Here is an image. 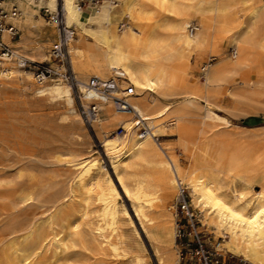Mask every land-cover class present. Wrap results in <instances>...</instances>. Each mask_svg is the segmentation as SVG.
I'll use <instances>...</instances> for the list:
<instances>
[{
	"label": "bare ground",
	"instance_id": "obj_1",
	"mask_svg": "<svg viewBox=\"0 0 264 264\" xmlns=\"http://www.w3.org/2000/svg\"><path fill=\"white\" fill-rule=\"evenodd\" d=\"M16 2L22 12L14 22L23 33L18 40L7 33L2 39L19 55L52 62L57 68L47 47L59 31L42 16L43 8L56 12L60 7L67 27L78 35L69 40L71 69L83 102L96 100L101 110L91 127L101 139L116 180L109 167L90 154L91 148L89 155L57 151L50 156L53 165L71 171L65 190H60L58 181L49 183L31 173L28 186L13 194V170L24 176V169L13 165V155L20 162L23 155L33 158L27 138L20 137L22 121L17 114L27 104L22 91L30 89L39 99L64 101L74 115V142L80 143L89 133L75 111L74 86L49 79L39 83L32 72L9 62L0 72V264H38L49 248L58 255L65 253L71 237L89 224L93 200L99 205L92 231L103 238L111 256H129L123 229L126 216L139 238L140 234L120 201L124 197L131 201L158 263L177 264L176 219L167 203L177 198L181 184L213 235L209 242L217 251L264 264V135L234 124L217 112L214 102L221 87L242 103L264 86V0H102L85 6L79 0ZM192 24L197 26L193 33ZM224 41L233 47L232 56L214 63L216 57H211L200 69L201 79H195L193 57L204 58L207 52L217 55ZM255 63L262 68L252 78ZM115 73L123 76L122 88L136 87L129 101L151 128L150 136L141 141L133 114L87 86L93 76L109 78ZM201 99L206 101L204 108L199 106ZM198 120L200 127L194 125ZM209 125L222 126L229 133L221 136ZM119 126L127 129L125 136L113 135ZM156 136L174 137L175 142L163 145ZM181 155L187 159L186 166ZM258 186L260 191H255ZM17 207L27 213L13 220ZM134 257L137 264L147 263L139 254ZM61 260L58 256L56 263Z\"/></svg>",
	"mask_w": 264,
	"mask_h": 264
},
{
	"label": "rangeland",
	"instance_id": "obj_2",
	"mask_svg": "<svg viewBox=\"0 0 264 264\" xmlns=\"http://www.w3.org/2000/svg\"><path fill=\"white\" fill-rule=\"evenodd\" d=\"M84 2L85 3L82 4L83 6H85L86 4H90L91 2L102 3V0H92L91 2H90V0H84ZM59 12H60V7H59ZM41 14L45 18V20L48 22V17L46 16L47 13L44 12V8L42 9ZM38 18L39 17L36 16V19H38ZM194 21L197 25L198 24L200 25L199 18L194 19ZM51 24H53V23H51ZM53 25H55V24H53ZM55 29L58 30V27L56 25H55ZM22 33H23V31H22ZM76 36H78V35L76 34ZM57 38H58V34H56L53 37V40H51V42L49 43V45L47 47V53L48 54H50V50H51L53 44L56 42ZM14 48H16V47H14ZM221 48L222 49L219 52L220 54L217 53V55H214V56H212L209 52H207L204 55V58L199 57L198 55H195L193 57L194 70L192 72V75L195 79H201L200 69L202 66L205 65L206 61L208 62V60L211 57H216V59L211 61L212 63H214V62H217L218 60H220L222 57H225V56L231 57L232 56L233 47H231L228 44V41L222 42ZM16 50H17V48H16ZM43 63L45 65L50 66L51 68H54L52 66L53 65L52 62H51V64L49 62H43ZM53 63H56V62L53 61ZM68 66H69V69L71 71L72 69H71L69 57H68ZM260 68H262V67H260L256 63L253 64V70L251 71V77L252 78L257 77V74H258ZM23 70L28 71V72L30 71V70H27L24 68H23ZM30 72H32V71H30ZM20 85L26 87V83H24V84L21 83ZM74 88H75L74 99L76 100V102L74 104L75 105V111H77V113L79 114L81 119H83L82 114H81V102L79 99L80 93L78 92V87H74ZM22 92L24 94L23 93L21 94V92H19V91L14 92V93H16V95L21 94V95H23V97L25 96L24 98L27 100L26 106L24 107V109L22 108L23 110L22 109L19 110L17 116L22 121V124L19 125V128L21 129V133L22 132L24 133L26 131V133H28V134L25 135V133H24V135H25V137H24L23 133L22 134L20 133L21 134L20 137L22 136L21 138L23 140H26V138H27L28 141L26 140V146L28 147L29 151H31L30 153L33 156V158L31 159L29 156L23 155V156H21L23 161L20 162V159L18 158V156H15V154L13 155V158H14L13 163L16 162L13 165L21 167L24 169V176L22 178L18 177V174H17L18 172L15 170H13V174L10 176V178L13 179V194H15V192H19L20 190H22L23 188H26L28 186V182H27L28 181V175H30L31 173L34 174L36 177H38V179H41V180L49 182V183L50 182L54 183L53 181H55V182L58 181L60 183L59 188H61V187L64 188V189L61 188L60 190H62V191L65 190V187L67 185V182H68L70 174H71L70 173L71 171L67 170L66 168H61V167H60L61 168L60 169L58 166L53 165V163L51 162L50 156L57 151L69 150V151H75L77 153L86 152V154L89 155L88 150L90 151V148H91L92 152L90 154L98 156L99 159L101 160V163L103 165H105V167H107V168L109 167L108 168L109 171L111 172V174H113V177L116 180V177H115L114 173L112 172L110 159L105 154V152L102 148L101 139L96 136L93 128L84 122V119L82 120L83 125L86 124L85 127L88 129L89 132L87 131V133H89V134H87L88 137L85 135L83 136V138H82V139H84V140H82L83 142L80 140V143H76V142H74V133H75L74 132L75 128L73 127L74 126V123H73V116L74 115H73L72 110L69 108V106L64 101L52 100V99L47 98V97H40V99H39V96H37L30 89L22 91ZM32 97H34V98H32ZM229 97L230 96H228L226 94V90L224 87H221L218 89L217 94H215V96H214V102L218 105L217 112H220V114H222V115L224 114L234 124L240 125L241 127H246L247 129H245V131H248L249 133H251V132L254 134L260 133V134L264 135V86L261 88V90H259V92L253 98H248L245 101H242V103L241 102L240 103L235 102L234 99H232L231 97L229 98ZM161 101L164 103L177 102L176 99H162ZM198 103H199V106L202 108H204L206 106V101L204 99L199 100ZM29 109H31V110H29ZM35 109L36 110L38 109V111H36ZM25 110H26V112H25ZM222 110H224V111H222ZM24 112H25V114H24ZM66 121H68V122H66ZM70 124H72V125H70ZM194 125L196 127H200L202 124H201L200 120H198V121L194 122ZM209 127H214L216 129L217 133L221 136H226L229 133V131L226 130L222 126L216 127L213 125H209ZM73 129H74V131H73ZM30 137H31V141H30ZM87 138L89 139V142H88ZM158 142L163 143V145H165L166 143H174L175 139H174V137H170V136H159ZM37 143L40 145H38ZM83 143H85V144L83 145ZM181 163L183 164V166H186L188 164L186 157L183 155H181ZM15 164H18V165H15ZM25 164H27L28 166L34 165V167L30 166L29 168H27L28 166ZM65 169H66V171H65ZM51 170H52V172H50ZM53 171L56 173H53ZM67 171L69 172V174ZM43 173H44V175H43ZM57 173H58V177H56ZM65 173H67V174H65ZM64 174H65V176H63ZM16 181H17V183H16ZM18 182H20V183H18ZM64 182H65V184H64ZM260 189H261L260 186H258L255 188V191H260ZM176 199H173L167 203L169 206H171V208L169 206L168 207L170 208V211L174 215H175V213H174L173 207L176 205ZM120 201L124 202L126 204L128 210H129V212H131L130 214L133 217V220L135 219L134 220L135 225H137V229L139 228V234H140V238H139V236L135 233V231L132 229L131 225L129 224V219L126 216V219H125L126 221L124 222L123 229L125 230L126 238H127L126 239V248H125L126 254L125 255H129V256L123 255V256L119 257V256L112 255V256H114L112 258V256H111L112 253L106 248L105 243L102 242L103 238L97 237V233L92 231V229H94L96 224L98 223L97 222L98 217H97L96 213H97L98 205H99V203L97 201L93 200V203L91 206L92 212H91L89 224H87V225L85 224V226L83 227L82 232L80 234H76V235H73V237H71L73 242L71 241L72 244H69V248L65 251V253L63 252L64 254L62 253L61 255H58V253H56V251H54V248H49V249L44 251L47 254H45L43 252L45 255L43 254V255L39 256L38 264H40V263L45 264V262H46V264H137L135 262L136 261V259H135L136 256L134 257L135 254L136 255L139 254L141 257L143 256L145 263L147 261L146 264H148V263L149 264H159L158 259L155 255L152 243H151L150 239L148 238V236L146 235V233H144V231L142 230V228L140 226V222H139L138 218L135 216L134 210L132 208V204H130L131 201L127 197H124L123 200H120ZM167 204H166V207H167ZM28 212H31V210H28ZM14 213H13V220L17 219L20 215H24L25 213H27V210L26 209L21 210L17 207L14 209ZM195 213H196L197 218L200 222L199 223L200 229H202L204 231L205 229H207V227L204 226L203 222L200 221L201 218H200V213L198 212V210L195 209ZM175 222H176V220H175ZM212 236L213 235L211 234L209 236V238L211 239ZM91 241H93V242H91ZM90 242H91V244H90ZM73 243H75V244H73ZM176 243L178 246V251L180 253V250L182 248L181 242H180V240H176ZM142 245H144L145 248ZM50 249H51L52 253H51ZM85 250H86V252H85ZM140 251L142 252V254ZM53 253L54 254L56 253V254L53 255ZM131 253H132V255H131ZM222 253L228 257L232 256V260L235 261V264H251L249 262L244 261L241 257L235 256L231 253H225V252H222ZM58 256H60L62 259L60 261L61 263L60 262L56 263V259L58 258ZM46 257H47V259L49 258V260H47ZM50 258H52L53 260ZM50 260H52V261L50 262ZM178 262H179V256H178L177 264H178Z\"/></svg>",
	"mask_w": 264,
	"mask_h": 264
},
{
	"label": "built area",
	"instance_id": "obj_3",
	"mask_svg": "<svg viewBox=\"0 0 264 264\" xmlns=\"http://www.w3.org/2000/svg\"><path fill=\"white\" fill-rule=\"evenodd\" d=\"M92 0H90L91 2ZM84 0H79V4H84ZM21 9L16 0H0V72L11 61L16 62L18 67L32 71L35 79L43 83L48 79L51 81H65L74 87H78V81L72 70L68 66V46L69 40L75 36L73 29L67 27L64 16L61 12H51L44 8L47 13L48 23H53L58 27L59 33L56 42L50 50V58L57 63V68H51L40 62H34L27 57L19 55L2 39L7 33L11 40H18L22 34L21 29L15 24L14 20L21 16ZM193 33L197 31L196 24L189 27ZM214 60V59H213ZM212 61V60H211ZM123 76L119 73L113 74L109 78H100L93 76L89 79L87 86L102 94L107 99L114 102L115 106L125 112L132 113L135 118V134L138 141H141L151 134V128L147 120H144L136 109L131 105L129 98L136 92L134 85L121 87ZM81 102V114L84 122L92 126L96 121L101 110L94 100L85 104L79 95ZM127 129L119 126L113 131V135L125 136ZM159 140V136L155 137ZM176 218V240L181 242L178 264H235L232 256H226L217 251L209 242L210 232L200 229V222L191 204L187 188L182 184L179 186V192L176 199V205L173 207Z\"/></svg>",
	"mask_w": 264,
	"mask_h": 264
}]
</instances>
